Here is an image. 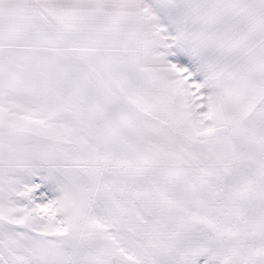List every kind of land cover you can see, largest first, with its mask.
Returning <instances> with one entry per match:
<instances>
[{
	"label": "snow or ice",
	"instance_id": "obj_1",
	"mask_svg": "<svg viewBox=\"0 0 264 264\" xmlns=\"http://www.w3.org/2000/svg\"><path fill=\"white\" fill-rule=\"evenodd\" d=\"M0 264H264V0H0Z\"/></svg>",
	"mask_w": 264,
	"mask_h": 264
}]
</instances>
